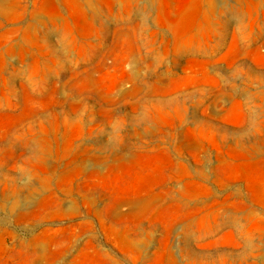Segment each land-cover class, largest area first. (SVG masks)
<instances>
[{"label":"rangeland","instance_id":"rangeland-1","mask_svg":"<svg viewBox=\"0 0 264 264\" xmlns=\"http://www.w3.org/2000/svg\"><path fill=\"white\" fill-rule=\"evenodd\" d=\"M0 264H264V0H0Z\"/></svg>","mask_w":264,"mask_h":264}]
</instances>
